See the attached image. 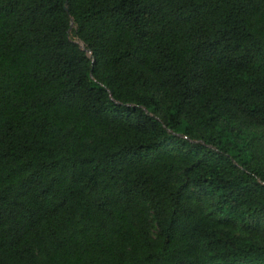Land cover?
Wrapping results in <instances>:
<instances>
[{"label": "trees", "instance_id": "16d2710c", "mask_svg": "<svg viewBox=\"0 0 264 264\" xmlns=\"http://www.w3.org/2000/svg\"><path fill=\"white\" fill-rule=\"evenodd\" d=\"M0 264H264V0H0Z\"/></svg>", "mask_w": 264, "mask_h": 264}, {"label": "rangeland", "instance_id": "374dc122", "mask_svg": "<svg viewBox=\"0 0 264 264\" xmlns=\"http://www.w3.org/2000/svg\"><path fill=\"white\" fill-rule=\"evenodd\" d=\"M81 45V47H83V44H80Z\"/></svg>", "mask_w": 264, "mask_h": 264}]
</instances>
